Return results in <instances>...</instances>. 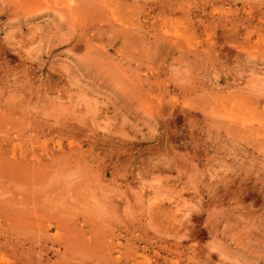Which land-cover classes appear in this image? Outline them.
<instances>
[{
    "label": "rangeland",
    "instance_id": "374dc122",
    "mask_svg": "<svg viewBox=\"0 0 264 264\" xmlns=\"http://www.w3.org/2000/svg\"><path fill=\"white\" fill-rule=\"evenodd\" d=\"M0 264H264V0H0Z\"/></svg>",
    "mask_w": 264,
    "mask_h": 264
},
{
    "label": "bare ground",
    "instance_id": "6f19581e",
    "mask_svg": "<svg viewBox=\"0 0 264 264\" xmlns=\"http://www.w3.org/2000/svg\"><path fill=\"white\" fill-rule=\"evenodd\" d=\"M95 4V3H94ZM92 6V5H91ZM102 10V9H101ZM67 106V105H66Z\"/></svg>",
    "mask_w": 264,
    "mask_h": 264
}]
</instances>
